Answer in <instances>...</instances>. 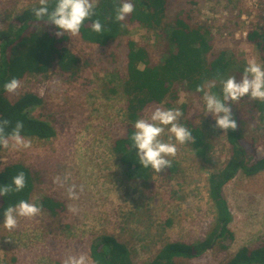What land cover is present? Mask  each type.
Listing matches in <instances>:
<instances>
[{
    "label": "rangeland",
    "instance_id": "1",
    "mask_svg": "<svg viewBox=\"0 0 264 264\" xmlns=\"http://www.w3.org/2000/svg\"><path fill=\"white\" fill-rule=\"evenodd\" d=\"M38 4L39 0H0V29ZM166 13L160 27L127 19L128 33L107 45L63 32L66 39L60 48L77 56V66L62 70L54 62L45 73L20 78L21 87L15 93L6 92L11 100L25 92L41 96L42 104L30 114L50 122L57 134L48 139L24 136L31 141L27 149L3 147L0 171L9 163L24 164L34 176L29 202L40 206L41 198L48 195L63 203L56 214L42 209L36 217L18 218V226L11 231L4 227L3 218L0 264H63L67 256L80 253L95 264L91 245L104 235L124 243L133 264H148L166 244L197 243L216 229L210 176L222 171L231 156L227 133L215 127L213 115L206 113L203 93L180 86L131 121L124 90L127 40L135 39L156 60L169 48L165 28L171 21L179 17L204 24L213 42L209 56L221 50L233 54L236 73L231 75L239 81L249 60L264 64L256 43L248 38L254 29L264 32V0H167ZM33 27L37 31L45 28L38 23ZM256 101L245 96L229 102L244 121L245 134L253 145L254 152L243 156L250 163L264 157V102ZM156 107L180 109V123L188 129L190 122L201 125L208 149L201 154L192 143H177V154L169 157L170 168L160 173L151 168L148 179H131L115 151V140L125 136L130 123L149 117ZM169 135L166 131L162 138L167 142ZM172 142L176 143L174 138ZM65 174L76 185L78 200H70L66 189L54 183ZM223 193L232 212L230 229L235 237L225 241L227 248L215 246L196 258L177 257L178 264H225L241 247L264 244V170L254 175L240 170L223 186ZM70 204L79 211L69 212Z\"/></svg>",
    "mask_w": 264,
    "mask_h": 264
},
{
    "label": "trees",
    "instance_id": "2",
    "mask_svg": "<svg viewBox=\"0 0 264 264\" xmlns=\"http://www.w3.org/2000/svg\"><path fill=\"white\" fill-rule=\"evenodd\" d=\"M121 0H99L96 15L85 20L81 30V37L89 42L107 45L111 41L121 38L128 33L126 20L139 22L147 27H160L167 15V0H130L134 11L124 20H115V9ZM40 4L26 8L15 16L13 24L0 29V120L10 121L6 133H10L17 121H22L24 128L22 136L38 139L52 138L57 134L54 126L43 119L32 116V108L42 104L43 98L34 92H25L16 100L6 95L4 84L12 78L18 80L26 74L45 73L54 62L62 70H72L77 66L78 58L68 48H60L66 39L64 35L57 36L61 31L55 25L44 21H37L33 8ZM55 6V0H49V8ZM99 19L102 32L92 30V23ZM45 26L42 30H35L33 25ZM18 24V25H17ZM165 37L169 48L159 59L153 60L149 50L135 39L127 40V79L124 90L128 96L127 114L131 121L138 118L140 112L150 103L161 102L177 86L188 92H197V86L207 81L217 80L214 93L221 94L220 79H227L233 70V54L228 50L212 53V39L210 28L204 24H192L177 17L166 25ZM249 40L256 43L264 62V32L252 30ZM255 103H263L256 101ZM233 112L237 121L236 131L229 129L227 138L232 153L224 169L211 174V195L217 214V227L205 239L197 243L171 242L162 247L154 259L148 264H178L177 257L196 258L209 249L219 246L227 248L226 240H232L235 235L230 229L232 212L223 193V186L240 170L247 175H254L264 170V157L252 163L244 159L247 151L254 152L253 145L244 131V121ZM189 130L195 138L192 145L197 153L204 154L208 149L205 130L201 125L188 123ZM134 131V124L130 123L125 136L115 140V151L126 164V175L131 179H148L151 167L144 168L137 157L138 149L132 148L130 136ZM3 147L0 146V150ZM19 172L26 175V186L20 192L13 191L6 196H0V221L4 218V211L9 206L16 205L20 200H30L33 190L34 176L31 169L22 163H9L0 171V186L10 184L12 178ZM62 201L45 195L41 198L40 206L53 214L62 207ZM91 256L95 264H133L129 250L124 243L117 241L111 235H104L100 242L91 245ZM225 264H264V244L258 247L243 246Z\"/></svg>",
    "mask_w": 264,
    "mask_h": 264
},
{
    "label": "clouds",
    "instance_id": "3",
    "mask_svg": "<svg viewBox=\"0 0 264 264\" xmlns=\"http://www.w3.org/2000/svg\"><path fill=\"white\" fill-rule=\"evenodd\" d=\"M40 6L32 11L37 21H44L56 26V35L63 32L68 35L77 36L85 22L96 15L95 8L97 0H55V6L49 8V0H39ZM134 11V5L130 0H121L115 9V20L124 21ZM92 30L99 33L103 31V26L99 19L92 23ZM242 77L237 81L234 75L227 79H220L221 94H216L211 89L217 86V80L205 82L197 86V92L203 93V101L206 113H211L215 119V127L224 130L225 134L229 129L236 131L238 124L233 116L229 102L233 104L241 98L247 96L250 99L264 102V64L256 60H249L242 72ZM21 87V82L17 78H12L4 84V89L8 93H15ZM183 112L178 108L164 109L156 107L147 118H140L134 123V131L129 137L132 148L138 149L137 157L139 163L144 167H151L156 173H160L171 167L169 157H175L178 148L177 143L186 145L195 143L192 131L184 124L180 123ZM10 121L0 120V146L11 147L14 150L27 149L31 146V141L21 135L24 128L22 121H17L10 133H6V128ZM169 133L168 141L162 137ZM175 139L176 143L172 140ZM70 174H65L63 178L57 176L54 183L66 189L70 200H78L79 194L75 184H70ZM26 186V175L19 172L15 175L10 184L0 186V196H6L13 191L20 192ZM83 190L82 188L80 189ZM42 211L41 206L27 200H20L16 205L9 206L4 211L3 225L9 231L18 226V218H33ZM68 211L75 214L78 207L70 204ZM63 264H89V257L85 253L67 256Z\"/></svg>",
    "mask_w": 264,
    "mask_h": 264
}]
</instances>
